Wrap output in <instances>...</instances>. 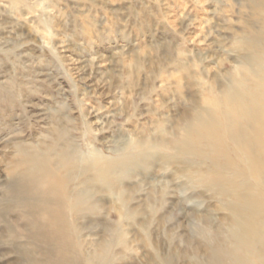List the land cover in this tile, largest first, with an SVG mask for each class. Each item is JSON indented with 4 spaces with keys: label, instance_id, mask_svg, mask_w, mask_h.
I'll return each instance as SVG.
<instances>
[{
    "label": "rangeland",
    "instance_id": "obj_1",
    "mask_svg": "<svg viewBox=\"0 0 264 264\" xmlns=\"http://www.w3.org/2000/svg\"><path fill=\"white\" fill-rule=\"evenodd\" d=\"M257 1L0 0V264H52L53 248L58 264H264V242L239 248L235 208L260 190L237 149L176 146L188 118L264 79ZM54 142V163L76 156L63 241L39 240L53 228L8 191L17 145ZM98 159L128 166L105 180Z\"/></svg>",
    "mask_w": 264,
    "mask_h": 264
},
{
    "label": "bare ground",
    "instance_id": "obj_2",
    "mask_svg": "<svg viewBox=\"0 0 264 264\" xmlns=\"http://www.w3.org/2000/svg\"><path fill=\"white\" fill-rule=\"evenodd\" d=\"M257 4L261 6V2L257 1ZM256 84L251 90L239 88L236 93L227 91L222 97L212 101L211 113L199 112L188 118L184 135L176 145L185 152L199 154L203 146L224 153L230 143L245 160L246 174L254 180L260 191L254 197L240 198L239 205L235 208L240 217L239 248L264 242V121L261 117L264 113V79ZM64 134V131L59 132L58 137L61 139ZM67 142L66 144L70 143ZM57 144L54 142L44 150L17 145L20 162L12 173L20 174V179H13L8 190L12 202L18 203L39 224L49 223L53 228V234H46V237L45 234L36 233L39 240L49 238L51 241H63L58 232L65 231L64 218L69 191L66 181L60 175V168L73 169L76 156L75 153L62 149L59 162L54 163L51 155L56 153ZM127 164L122 161L102 163L99 159L94 162L98 174L105 180L112 178L115 169L128 166ZM257 196H260L259 201L254 200ZM243 206L245 210L241 209ZM66 252L67 249L53 248L51 254L58 259H53L51 263L58 264V261L64 260ZM103 252H106V248ZM260 254L264 255V248ZM227 259H233L234 264H253L242 259L236 251L219 252L214 264H226Z\"/></svg>",
    "mask_w": 264,
    "mask_h": 264
}]
</instances>
